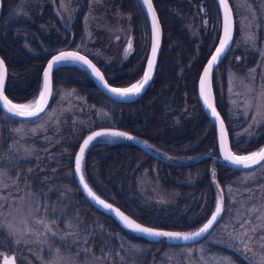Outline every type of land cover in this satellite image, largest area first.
<instances>
[{
    "label": "trees",
    "instance_id": "trees-1",
    "mask_svg": "<svg viewBox=\"0 0 264 264\" xmlns=\"http://www.w3.org/2000/svg\"><path fill=\"white\" fill-rule=\"evenodd\" d=\"M152 1L162 27V48L153 82L138 100L130 103L111 100L97 88L85 70L75 65L56 69L53 84L54 88L62 85L75 89L86 97L89 105L103 109L111 116L109 123L96 125L93 129H121L143 139L162 154L155 157L119 138L99 139L88 149L84 162L85 176L91 187L144 224L186 231L199 227L208 218L215 201V182L225 188L234 175L241 172L219 162L216 129L197 96L198 78L220 37V14L215 0ZM84 2L86 0L80 3L73 26L69 29L56 14L54 0H2L0 56L8 68L5 93L11 101L27 103L38 97L43 68L55 52L63 49L80 51L78 47L84 37ZM112 4L119 12L130 16L133 49L120 64L94 62L111 85L127 87L143 75L150 47V30L138 0H115ZM233 45L217 69L237 61L235 55L238 52H233ZM215 71L216 106L227 125L233 150L248 153L259 148L264 143V128L256 139L234 142L228 115L218 93ZM0 117L17 122L1 109ZM89 132H82L67 144L71 158L63 160L57 171L56 182L73 190L69 197H63L67 203L65 208L58 204L56 212L53 209L59 225L64 227L67 218L77 216L83 222L80 228L88 225L92 229L95 252L116 250L118 239L109 238L113 233L121 234L136 244L140 242L161 249L178 247L150 243L126 232L83 196L73 177V155ZM4 134L8 131L4 130ZM67 171L71 173L70 178ZM143 174L154 175L167 192H177L174 202L163 197L147 199L140 193L138 179ZM32 181L34 186L40 184L34 178ZM43 192L49 194L50 201L55 204L61 200L62 190L57 191L54 187L51 190L50 186L43 185L42 196ZM57 211L61 214L58 215ZM0 238H7L2 230ZM231 255L238 264H248L235 253Z\"/></svg>",
    "mask_w": 264,
    "mask_h": 264
},
{
    "label": "rangeland",
    "instance_id": "rangeland-1",
    "mask_svg": "<svg viewBox=\"0 0 264 264\" xmlns=\"http://www.w3.org/2000/svg\"><path fill=\"white\" fill-rule=\"evenodd\" d=\"M112 1L84 2V37L78 47L93 61L108 65L120 64L133 49L130 16L119 12ZM229 1L237 61L217 69L215 76L233 140L242 143L256 139L264 128V0ZM81 2L54 0L56 14L69 29ZM110 117L62 85L55 86L53 102L39 119L14 123L0 117V230L7 236L0 238V262L4 254H14L16 264H238L231 255L235 253L248 264H264V162L234 175L225 188L215 182L209 216L216 194L224 197L223 214L204 243L161 249L113 233L109 238L118 239L116 250L95 252L93 231L88 225L80 228L83 222L77 216L67 218L65 228L60 226L56 208L60 204L65 208L63 197L73 192L56 182L62 161L71 158L67 144L82 132L109 123ZM66 175L71 177L69 171ZM32 178L40 184L34 186ZM43 185L62 190L61 200L55 204L46 192L42 196ZM138 188L147 199L163 197L171 203L177 194L167 192L148 174L139 175Z\"/></svg>",
    "mask_w": 264,
    "mask_h": 264
},
{
    "label": "water",
    "instance_id": "water-1",
    "mask_svg": "<svg viewBox=\"0 0 264 264\" xmlns=\"http://www.w3.org/2000/svg\"><path fill=\"white\" fill-rule=\"evenodd\" d=\"M138 1H139L140 5L142 7V10L146 16L148 26H149V30H150V47H149V52H148L147 59H146L145 69H144V72H143L141 79H139L138 81L132 83L131 85H129L127 87L113 86L107 81L105 74L100 69V67L91 58H89L87 55L83 54L82 52H80L78 50L63 49V50L55 52L47 60L45 66L43 68V71H42L41 89H40L38 97L34 101H30L27 103H15V102L11 101L5 93V88H6L7 78H8V68H7V65H6L4 59L0 56V60L3 61L4 67L6 69V78L4 81L3 93L8 98V100H10L12 102V104L30 105L31 107L26 109V111H34L35 107H36V102L40 98V93L45 91L46 80H47V83H48L49 89H50V95L46 96V100L44 102V111L40 112L36 116H27V115L18 116V115H15L14 114L15 110H13V112H9L7 110V108L4 106L3 100H0L1 111L6 116H8L12 119L18 120V121H34V120L39 119L48 110V108L51 104V101H52L53 92H54V84H53V73H54V71L56 69L62 67V66H68V65H75V66H78V67L82 68L83 70H85L88 73V75L91 77V79L94 81L97 88L104 95H106L108 98H110L111 100L119 102V103H130V102H134V101L138 100L146 92V90L149 88V86L153 82V79H154V76H155L156 70H157L158 58H159V55L161 52L162 38H163L161 23L159 20L158 13L154 7L153 1L151 0L152 8L155 11V21L158 24V29H159L158 39H157V34L153 28L154 19H153L152 13L148 10V6L144 3V0H138ZM215 2L217 4L218 10H219L220 21H221L220 37H219L218 43H217L214 51L212 52V54L209 57L206 64L204 65V67L201 71V74L198 78L197 96H198V100L200 102V105H201L204 113L206 114V116L209 118V120L215 126L217 148H218V152H219V162L222 163L223 165H225L227 168L234 170V171H249V170H252V169L260 166L264 162V160H260L259 164L249 162V163H252V166L246 168V167L234 164L228 159H225V155L228 152L232 153L233 155H237V156H248V155H251L253 153H257L261 149H264V143L258 149H255L249 153H242V154L236 153L233 150L232 145H231V140H230L227 125H226L221 113L219 112V110L216 106L215 96H214V91H213V85H212L213 73H214L215 69H217V67L222 63V61L225 59V57L228 55V53L230 52V50L232 48L234 36H235V17H234L233 8H232L229 0H225V2L227 3V6H228L227 8H225L224 3H222L221 0H215ZM2 6H3L2 0H0V19L2 16V8H3ZM226 15H227V23H228V27H229V38L227 40V46L222 50V53L218 57V59L216 61H213L212 57L216 56L217 49H220L221 43L225 41V24H226L225 18H226ZM154 47L156 49L155 56H153V48ZM64 54H70V55H74L77 57H83L85 60L90 61L91 64L94 65L95 68L99 71L100 75L103 77V80H100L97 77L96 73L93 72L92 68L89 67L88 64H85L83 61L78 60V59H72V58L63 59ZM56 57H62V58L58 63L53 64L52 69L49 70L48 65L50 63H52ZM149 63H151L153 65L151 72H150V79L147 81L146 84H144L143 88L139 91L138 94L133 93V94H129L127 96H119V95L113 93L112 91H110V89H112V88L126 89V88H131L134 85H137L140 81H142L144 79L145 74L149 73ZM210 63L212 64L211 68H209ZM45 73H47V77L45 76ZM206 73H207V75H206ZM105 85H107V86H105ZM206 100L208 101V103H205ZM213 108L215 109V112H213ZM97 132H100V133L123 132V133H126L127 136L132 137V139H127L126 137H115V136H111V135H102L99 137H95L93 140L89 141L88 146L84 149L83 156H81L80 149L82 147H84V142L86 140H88L89 136H94V134ZM104 136H109V137L119 138V139L125 140L131 144H134V145L142 148L144 151H146L150 155H153V156L159 158V155L156 153L157 151L154 150L146 141H144L143 139H141V138H139V137H137V136H135L129 132H126V131H123L121 129L114 128V127H99V128H96V129L90 131L81 140V142L78 146V149L75 153V157H74V161H73V177H74V180H75L79 190L83 194V196L88 200V202L96 210H98V211L102 212L103 214L111 217L126 232H128V233H130V234H132L138 238L144 239L150 243H165V244L170 245V246L192 245V244H196V243L204 240L213 231V229L219 223V221L222 217V214H223V206H224L223 195L218 196V194H216V203H215L214 209H213L212 213L210 214V216L206 219L205 222H203L199 227H197L195 229L186 230V231L167 230V229H162V228L153 227V226H149L147 224H144V223L140 222L139 220H137L136 218H134L132 215H130L127 212H125L124 210H122L117 205L113 204L112 202H110V201L106 200L105 198H103L102 196H100L91 187V185L89 184V182L86 179L85 172H84V162H85V158H86V154H87L88 149L97 140H99L100 138H102ZM78 158L81 161V171H77L76 162H77ZM81 175H83V181H81ZM84 184L88 185V188L91 189V191L95 194L96 197H98L100 200L105 201V203H107V204H111L113 209H115L116 211H118L120 213H123V215L126 216L129 220L141 225V227H148V228L153 229L154 231L178 232L181 234H186V235L191 236V235H194L196 232H199L200 229L203 228L205 226V224H207L211 220L212 216L216 215V210L218 207L221 208V211H220L219 215L217 216V220L213 223L212 227L208 230V232H206V233H204V234H202L199 237H196L194 239L184 240V239H170L167 237H150L148 235L140 234V233L130 229L129 227H127L125 222L122 221V219L116 214V211H112V210L104 208L96 200H94L91 196H89L88 190L84 187ZM5 257L12 258V257H15V255L14 254H10V255L4 254L2 257L1 264H4V258ZM15 261H16V257H15Z\"/></svg>",
    "mask_w": 264,
    "mask_h": 264
},
{
    "label": "snow or ice",
    "instance_id": "snow-or-ice-1",
    "mask_svg": "<svg viewBox=\"0 0 264 264\" xmlns=\"http://www.w3.org/2000/svg\"><path fill=\"white\" fill-rule=\"evenodd\" d=\"M222 3H224L225 8H227V3L225 2V0H221ZM144 3L148 6V10L152 13L153 19H154V23H153V28L154 31L157 34V39H158V35H159V29H158V24L155 21V11L152 8V3L151 0H144ZM226 24H225V41L221 43L220 49H217V54L216 56L212 57L213 61H216L218 59V57L221 55L222 50L227 46V40L229 38V27H228V23H227V15H226ZM156 53V49L155 47L153 48V56H155ZM62 57H56L55 60L50 63L48 65L49 70L52 69L53 64L58 63L61 60ZM78 59L83 61L85 64H88L89 67L92 68L93 72L96 73L97 77L100 80H103V77L100 75L99 71L95 68L94 65L91 64L90 61L85 60L83 57H77L74 55H70V54H64L63 59ZM153 65L151 63H149V73L145 74V77L142 81H140L137 85H134L131 88H126V89H117V88H112L110 89V91H112L113 93L119 95V96H127L129 94H133L136 93L138 94L139 91L143 88L144 84L147 83V81L150 79V72L152 69ZM212 67V64H209V68ZM207 75V73H206ZM45 76L47 77V73H45ZM6 78V69L4 67V63L2 60H0V100H3L4 106L7 108V110L9 112H13V110H15L14 114L18 115V116H36L38 115L40 112L44 111V102L46 100V96L50 95V89H49V85L47 83H45V91L40 93V98L39 100L36 102V107L34 111H26V109L30 108V105H18V104H12V102L10 100H8V98L4 95L3 93V86H4V81ZM107 86V85H105ZM205 103H208V101L206 100ZM211 106V105H210ZM213 112H215V109L213 108ZM102 135H111V136H115V137H126L127 139H132V137L127 136L126 133L123 132H112V133H100L97 132L94 134V136H89L88 140H86L84 142V147H82L80 149L81 152V156H83L84 153V149L88 146L89 141L93 140L95 137H99ZM225 159L230 160L232 163L243 166V167H251L252 163L255 164H259L260 160H264V149H261L259 152L257 153H253L251 155L248 156H237V155H233L232 153L228 152L225 155ZM252 162V163H249ZM77 171H81V161L78 158L77 159ZM81 181H83V175H81ZM84 187L88 190L89 196H91L94 200H96L100 205H102L104 208L112 210V211H116L115 209L112 208L111 204H107L105 203V201L100 200L98 197L95 196V194L91 191L90 188H88L87 184H84ZM221 211V208L218 207L216 210V215H213L211 220L205 224V226L203 228L200 229L199 232H196L194 235H186V234H181L178 232H161V231H154L151 228L148 227H141V225L129 220L126 216L123 215V213H120L118 211H116V214L122 219V221L125 222L126 226L129 227L130 229L143 234V235H148L150 237H167L170 239H184V240H188V239H194L196 237H199L200 235L208 232V230L212 227L213 223L217 220V216L219 215ZM264 239V238H262ZM264 246V245H262ZM4 264H16L15 261V257L9 258V257H5L4 258Z\"/></svg>",
    "mask_w": 264,
    "mask_h": 264
},
{
    "label": "flooded vegetation",
    "instance_id": "flooded-vegetation-1",
    "mask_svg": "<svg viewBox=\"0 0 264 264\" xmlns=\"http://www.w3.org/2000/svg\"><path fill=\"white\" fill-rule=\"evenodd\" d=\"M2 261V260H1ZM0 264H1V262H0Z\"/></svg>",
    "mask_w": 264,
    "mask_h": 264
}]
</instances>
